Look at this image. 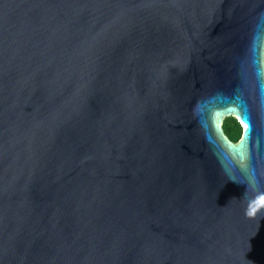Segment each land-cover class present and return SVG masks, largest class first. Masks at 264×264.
Listing matches in <instances>:
<instances>
[{"label":"water","instance_id":"95a60500","mask_svg":"<svg viewBox=\"0 0 264 264\" xmlns=\"http://www.w3.org/2000/svg\"><path fill=\"white\" fill-rule=\"evenodd\" d=\"M0 264H264V0H0Z\"/></svg>","mask_w":264,"mask_h":264},{"label":"trees","instance_id":"16d2710c","mask_svg":"<svg viewBox=\"0 0 264 264\" xmlns=\"http://www.w3.org/2000/svg\"><path fill=\"white\" fill-rule=\"evenodd\" d=\"M223 128L227 136L237 142L243 133V127L235 116H228L224 119Z\"/></svg>","mask_w":264,"mask_h":264},{"label":"snow or ice","instance_id":"6c2138e0","mask_svg":"<svg viewBox=\"0 0 264 264\" xmlns=\"http://www.w3.org/2000/svg\"><path fill=\"white\" fill-rule=\"evenodd\" d=\"M230 111H234V109H233V110H230ZM223 114H226V113H222L221 115H223ZM241 115L243 116V120L241 121L242 123H244V121H248V123H250V119H249V116H248V114H247L246 111H244ZM248 123H245V125H244L245 128H246V134H245L246 136H247V135L249 134V132H250V129H248ZM246 146H247V139H245V140L241 143V145L235 149V151H236L237 153H241V152L246 148Z\"/></svg>","mask_w":264,"mask_h":264}]
</instances>
